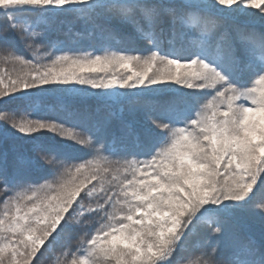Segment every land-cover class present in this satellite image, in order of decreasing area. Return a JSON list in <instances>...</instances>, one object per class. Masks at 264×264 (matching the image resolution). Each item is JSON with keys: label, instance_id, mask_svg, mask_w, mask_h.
Masks as SVG:
<instances>
[{"label": "snow or ice", "instance_id": "obj_1", "mask_svg": "<svg viewBox=\"0 0 264 264\" xmlns=\"http://www.w3.org/2000/svg\"><path fill=\"white\" fill-rule=\"evenodd\" d=\"M76 22L74 38L65 25ZM114 40L123 44L113 50ZM0 59L26 69L7 88L0 74V264H40L77 211L101 220L79 264H178L198 236L202 264H264V0H0ZM121 68L119 78L90 75ZM166 92L159 109L145 107ZM208 96L216 104L205 115ZM17 101L30 106L8 108ZM110 104L120 112H106ZM125 110H142L145 124ZM43 129L84 146L80 155L33 139ZM87 156L114 160L110 179L74 164ZM50 178L54 193L38 195Z\"/></svg>", "mask_w": 264, "mask_h": 264}, {"label": "trees", "instance_id": "obj_2", "mask_svg": "<svg viewBox=\"0 0 264 264\" xmlns=\"http://www.w3.org/2000/svg\"><path fill=\"white\" fill-rule=\"evenodd\" d=\"M251 19V18H249ZM28 25H32L33 24V21L32 20H29L28 22ZM36 23H40L39 20L36 21ZM68 27H71L72 29V35L74 37V34L75 32L77 31H80L81 30V24L76 22V23H72V24H66L65 25V31H67ZM190 28H195L196 25L193 23V24H190L189 25ZM56 38V34H54L53 36V39ZM63 39V37H61ZM75 38V37H74ZM193 39H195L193 37ZM123 42H121V44H117L116 41L114 40L112 42V47H113V50L116 48V47H120L122 46ZM80 45L81 47H83L85 50L87 51H98V50H102L100 48V45L96 42V41H88L86 39H83L80 41ZM21 52L23 55L25 56H29L30 53L28 52L27 48L25 46H21ZM39 54H42L41 57H43L45 55L44 53V50H43V46H41V51ZM6 61V62H5ZM3 60V59H0V74H2L4 76V84H3V87L7 88L9 86V79L10 78H15L18 74H23L21 71L19 70H16L15 67L11 66L10 63H12V60ZM19 62V61H17ZM117 72L119 74H116L115 71L114 73L116 75H122L123 74V71H121V69H118ZM92 75H98V76H101L103 77V75L101 73H98V74H92ZM114 77V76H113ZM112 77V78H113ZM172 85H176L174 83L170 84V86ZM181 86L178 85L177 88H180ZM184 91H192V90H186V89H182ZM19 94V93H17ZM159 100V103H147L145 105L146 108H150V109H158L159 107L157 105H161L163 103H166L168 100L171 99V92H166L165 94H163L162 96L158 97L157 98ZM45 104H52L56 111L58 112L60 110V105L57 104L58 101L55 97H50L48 100H46L44 102ZM15 106H21V107H29L30 105H26V104H23L19 101L15 102L13 106H8V108H13ZM122 105L120 104H110L109 106H107V108L105 109L106 112H115V113H119L120 112V109H121ZM90 108L92 110L95 109V103L94 102H90ZM7 110V109H6ZM45 115V113H43V109L35 112L32 114V116H27L26 113L24 111H21L19 116H17V122H20L21 119H35V118H39L41 116ZM124 118L129 120V121H139L141 126H143L145 124V121H144V112L142 110H138L137 112H135V114H130L127 110H125L124 112ZM50 122H56L55 120H51ZM2 123V122H0ZM117 121H114L113 122V127L115 128L117 126ZM69 125V124H67ZM32 135H36L35 139L37 142H40L42 143L43 145H45L46 147H51V148H55V149H61L65 152V154H69L70 155V152L73 153V151H70L69 148H67L65 145L63 144H60L62 143V141H60V139L58 137H54L51 132H48L46 129H43V130H40V132H37V133H33ZM33 139H29V138H23V143L25 144V146H30L33 142ZM131 143L132 141H129V146H131ZM77 147H81L80 145H76ZM37 163L41 164L42 165V162L41 161H37ZM100 175L102 176V174L100 173ZM36 177V180L39 179L38 176H35ZM49 181H51V185L53 186V189L57 186L56 183H53L51 178L49 179ZM49 181L47 184H45V181H40V184L41 185H44V187H49ZM106 181V185L105 187L108 186V181L107 179L105 180ZM75 206V205H74ZM259 210V209H257ZM76 214H79V211H77ZM95 217V215H93ZM249 223H253L251 221H249ZM253 227H254V230L257 231L258 233V228L259 226H257V223H254L253 224ZM82 230L81 227H73V230L69 231L68 234H66L69 238H73L75 236H78L80 234V231ZM89 230H86L84 232V235H83V238H77V239H74L73 242H74V246L75 248H73L72 246V240L70 242L71 244V247H72V250L74 251V253L76 254L75 251H78V254L74 255L73 259H76V260H79L81 259L80 258V252L81 251H84L86 252V248H87V245H84L83 248H82V241L86 238V236H88L89 234ZM202 239V237L198 236V237H194L186 246L185 250H183L180 254V256L177 258V262L178 264H202V261L205 259V256H204V251L205 249H202L200 247H198L197 245V241ZM78 246V247H77ZM54 252L53 251H47L43 257L40 258V264L43 263V264H59L61 262H63L64 264H68L69 263V259H71V256L70 257H59L58 259L55 258V255L53 256V254L57 251V248L54 246ZM230 255V251H229V248L226 246V245H221L219 248H218V259L220 260H225L228 256Z\"/></svg>", "mask_w": 264, "mask_h": 264}, {"label": "rangeland", "instance_id": "obj_3", "mask_svg": "<svg viewBox=\"0 0 264 264\" xmlns=\"http://www.w3.org/2000/svg\"><path fill=\"white\" fill-rule=\"evenodd\" d=\"M185 2H189V3H199L200 0H185ZM253 11H256V10H253ZM249 18H251L250 20H256V21L259 20V16H250ZM41 55L42 54H40V56ZM10 64H11V66L15 67L16 70H19L22 73L26 70L24 68V66L21 65L20 62H17L16 60H12V63H10ZM129 67H134V66H131L130 65ZM117 70L118 69H112V70H109L107 73H105V72H99V73H101L103 76L107 75L109 78H112L113 76L115 78H119V75H116V74H119L117 72ZM134 70H137V69L134 68ZM114 71H115L116 74L114 73ZM121 71H123V74H127L125 69H122L121 68ZM92 74H98V73H91L90 75H92ZM172 83L173 82H171V81H167L166 82V84L168 85V87L170 89H176L178 85H172V86H170V84H172ZM186 90H188V89H186ZM206 91L211 92L212 90L211 89H208ZM215 104H216V101H213L212 96H208L206 98H203L202 97L200 99V102H199V111L201 113L205 114V115H210L211 114V111L213 109L209 105H215ZM157 106L160 107L159 105H157ZM70 126H71L70 124L69 125L66 124V127H70ZM51 134L54 137H58L60 139V141H62V143H60V144L65 145L67 148L70 149V151H73V153L70 152V155H74V154L75 155H80L78 153V152H80V149H78L74 145L69 144V143H75L74 141L69 142V143H66V142H64L66 140V137H61V136L57 135V133H53V132H51ZM80 146L81 147H84L82 145H80ZM129 159H131V157H129ZM85 161L88 162V166L89 167L100 169L101 170L100 173L102 174V176L107 175L108 179H110L111 175L114 174V172L112 170L115 167V161L112 160L111 158L107 157V156H103L101 158H93L92 156H87L83 160H77V161H75L74 164H77L78 165L79 163H84ZM105 169H108L109 171L105 172L104 171ZM72 171L73 172L75 171V168L74 167L72 168ZM124 174L125 173L123 171V168H121L120 176H123ZM31 179L33 181H36V177L35 176H32ZM92 183H96L97 184V190L99 191V188L101 187V184L99 182H97L96 180L92 181ZM105 185H106V181H104V185L103 186L105 187ZM90 186L91 185L89 184L88 187H90ZM56 188H57V186L53 189V186L51 185V181H49V187L39 188L38 189V195L43 196V195L48 194L49 192H53L54 193V191H55ZM18 195H31V191L22 190V191H20L18 193ZM81 195H83V192L81 193ZM6 198L7 197H5L3 195H0V214H3L4 211H5L4 204H3L2 201L4 199H6ZM77 199H79V197ZM87 203L88 202L85 201V205L86 206H87ZM69 211H71V209ZM73 216H74V219H73V222H72L73 223V227L75 226V227H81L82 228V230L80 231V234L78 236L73 237V238H69L66 235V234L69 233V231H65V233L62 234V237L60 238L59 242L53 244L49 248V251H53V252H54V248L53 247L55 246L57 248V251L53 254V256L55 255V258L56 259H58L59 257H63V256L64 257H70L71 256V259H69V263L68 264H72V259H73L74 255L78 254V251H75L76 252V254H75L74 251L72 250V247H71V244H70L71 240H72V246H73V248H75V246H74L75 244L73 242L74 239H77V238H81L82 239L83 238V235H84V232L86 230H89V233L88 234H91V233H94L95 229L101 227V220L97 216L94 217L93 215H87V214L81 215V214H76V213H74ZM81 221L83 223H80ZM257 226H258V223H257ZM84 254L86 256L87 255V252H84ZM80 258L82 259L83 257H81V255H80ZM79 260H77V264H79ZM41 264H43V263H41ZM59 264H64V263L61 262Z\"/></svg>", "mask_w": 264, "mask_h": 264}]
</instances>
